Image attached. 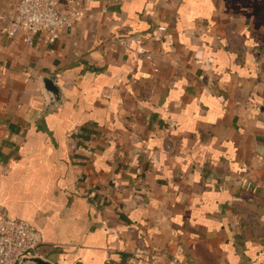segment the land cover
<instances>
[{
	"label": "crops",
	"instance_id": "obj_1",
	"mask_svg": "<svg viewBox=\"0 0 264 264\" xmlns=\"http://www.w3.org/2000/svg\"><path fill=\"white\" fill-rule=\"evenodd\" d=\"M0 0V213L55 264H264V0H79L55 37ZM51 79L58 92L46 88Z\"/></svg>",
	"mask_w": 264,
	"mask_h": 264
},
{
	"label": "built area",
	"instance_id": "obj_2",
	"mask_svg": "<svg viewBox=\"0 0 264 264\" xmlns=\"http://www.w3.org/2000/svg\"><path fill=\"white\" fill-rule=\"evenodd\" d=\"M79 0H18L7 23L9 35L57 36L73 26L81 14ZM44 244L41 231L31 223L0 213V264H19L22 258L37 255Z\"/></svg>",
	"mask_w": 264,
	"mask_h": 264
},
{
	"label": "water",
	"instance_id": "obj_3",
	"mask_svg": "<svg viewBox=\"0 0 264 264\" xmlns=\"http://www.w3.org/2000/svg\"><path fill=\"white\" fill-rule=\"evenodd\" d=\"M45 86L47 89L58 92V87H56L51 79H45L44 80ZM19 264H55L52 261L42 257V256H28L21 259Z\"/></svg>",
	"mask_w": 264,
	"mask_h": 264
}]
</instances>
